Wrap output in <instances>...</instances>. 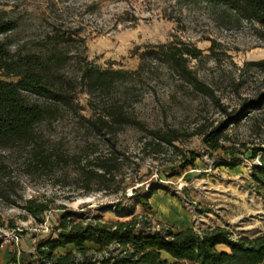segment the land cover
Here are the masks:
<instances>
[{
  "label": "rangeland",
  "instance_id": "1",
  "mask_svg": "<svg viewBox=\"0 0 264 264\" xmlns=\"http://www.w3.org/2000/svg\"><path fill=\"white\" fill-rule=\"evenodd\" d=\"M0 17L17 22L0 35L12 51L56 50L64 56L61 80L75 96L60 118L39 128L40 148L51 157L48 167H33L38 157L32 145L0 146V234L22 229L18 244L22 237L43 238L41 224L56 226L62 206L97 222L137 215L149 220L145 227L152 230L192 227L204 233L222 226L233 238L264 233V185L258 188L251 175L253 166L264 162V99L259 108L252 105L264 95V24L204 0H0ZM170 43L200 49L187 63L208 91L149 55ZM86 66L125 75L109 89H92L80 80ZM0 78L12 79L1 72ZM112 103L122 104L128 116L150 129L174 130V145L143 149L150 134L136 125H117L111 134H101L89 118ZM244 104L245 115L224 133L229 151L210 152L204 132ZM111 142L126 156L116 182L99 190L92 179L84 189L87 158L110 153ZM191 151L198 157L182 167ZM153 184L161 187L149 199L151 207L139 204L136 194ZM28 199L49 205L41 214L43 223L25 209ZM118 201L121 213L115 212ZM85 247L101 255L95 243ZM217 248L230 259L264 264V248L238 251L224 243ZM69 250L78 249L69 245L62 252ZM162 258L172 259L165 253Z\"/></svg>",
  "mask_w": 264,
  "mask_h": 264
},
{
  "label": "trees",
  "instance_id": "2",
  "mask_svg": "<svg viewBox=\"0 0 264 264\" xmlns=\"http://www.w3.org/2000/svg\"><path fill=\"white\" fill-rule=\"evenodd\" d=\"M209 4L225 7V11L233 12L240 17H247L264 24V0H204ZM17 22L0 17V35L7 34L15 29ZM63 39V36H58ZM201 53L199 48L178 46L176 43L159 44L157 49L151 50L149 55L165 62L172 70L179 72L194 87L201 91H208L204 84L188 66V58H197ZM63 55L56 50L46 53L31 52L18 54L12 51L7 42H0V72L12 79L0 78V146L9 147L16 144L32 145L38 162L33 167H40L38 163L48 167L50 155L40 148V126L52 122L62 115L65 107L74 105L75 96L71 87L61 80L59 68L62 65ZM125 72L114 69H101L95 66H86L80 80L92 89H109L116 81L121 80ZM264 95L252 101L254 108H259ZM101 110L89 118L91 125L101 134L109 135L117 125H136L141 130H147L150 139L144 142L147 146L160 147L163 143L174 145L176 132L164 131L160 128L150 129L136 118L124 112L123 105L112 103L105 105ZM246 104L239 111L228 113V118L221 121L211 130L204 132L203 142L210 152L228 150L224 144L227 136L224 134L229 123L239 122L246 113ZM112 141V138H108ZM110 153L97 154L87 158L85 166H94L93 170L84 167L86 185L88 181L96 179L99 190H106L116 182L117 173L124 164V154L114 149ZM156 149V148H155ZM237 150L232 149L234 154ZM190 158L185 157L182 167L194 164L198 157L193 151ZM55 161H59L56 157ZM227 164V162H224ZM234 167V162L228 163ZM259 186L264 185V162L255 164L251 173ZM159 184L150 185L146 193H137V202L151 207L149 199L159 191ZM115 193L118 189L114 190ZM25 209L33 217L44 222L42 212L50 210L45 202L36 199L26 200ZM122 202L116 204V213H121ZM63 214L57 218L56 226L43 238L35 241L34 252L26 256L20 264H43L47 260L50 264H253L243 263L237 259L228 258L217 245L224 243L232 250L255 251L264 248V233L251 237L241 235L232 237V233L225 227L216 226L209 231L199 233L192 227L173 230L162 226L152 230L149 220H143L134 215L129 220L91 221L82 220V213L62 206ZM80 220H76L79 219ZM11 226L14 223L11 222ZM56 232V237L53 233ZM5 241V235L0 234V251ZM86 242H93L99 246L101 255L85 247ZM75 246L78 250L66 252L57 251L59 248ZM165 253L172 259H163ZM17 256L12 253L8 264H17Z\"/></svg>",
  "mask_w": 264,
  "mask_h": 264
},
{
  "label": "crops",
  "instance_id": "3",
  "mask_svg": "<svg viewBox=\"0 0 264 264\" xmlns=\"http://www.w3.org/2000/svg\"><path fill=\"white\" fill-rule=\"evenodd\" d=\"M35 241V239L22 237L21 243L18 244L17 247L9 245L8 242L4 243L0 251V264H8L12 253L16 254L17 262L20 264L26 256H29L34 252ZM62 249L64 248H59L57 251L62 252Z\"/></svg>",
  "mask_w": 264,
  "mask_h": 264
},
{
  "label": "built area",
  "instance_id": "4",
  "mask_svg": "<svg viewBox=\"0 0 264 264\" xmlns=\"http://www.w3.org/2000/svg\"><path fill=\"white\" fill-rule=\"evenodd\" d=\"M259 164H261V162H259ZM40 227H41V230L47 234L52 230V228H50V226L47 224V222H44L43 224H41ZM21 231H22V229H20V228H13L11 230L4 231V235H5L4 243H7L9 241H13V242H15L16 245H18V243L20 241L19 232H21ZM43 264H50V262L44 259Z\"/></svg>",
  "mask_w": 264,
  "mask_h": 264
}]
</instances>
